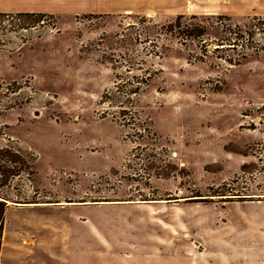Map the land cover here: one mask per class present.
I'll list each match as a JSON object with an SVG mask.
<instances>
[{
  "label": "rangeland",
  "instance_id": "obj_1",
  "mask_svg": "<svg viewBox=\"0 0 264 264\" xmlns=\"http://www.w3.org/2000/svg\"><path fill=\"white\" fill-rule=\"evenodd\" d=\"M1 9L0 264H264V0Z\"/></svg>",
  "mask_w": 264,
  "mask_h": 264
},
{
  "label": "trees",
  "instance_id": "obj_2",
  "mask_svg": "<svg viewBox=\"0 0 264 264\" xmlns=\"http://www.w3.org/2000/svg\"><path fill=\"white\" fill-rule=\"evenodd\" d=\"M237 37H236V40H238V41H242V39H243V36L241 35V36H239V35H236ZM226 41H228V42H230V40H226ZM235 42V41H234ZM219 45H221V46H223L222 44H219ZM227 45H229V46H234L235 45V43L234 44H227ZM224 47V46H223ZM223 47H222V49H223ZM3 153V156L5 155V157L7 158H9L8 160L9 161H11V162H18V160H16L14 157H16V153H13V151H11V150H9V149H3L2 151H1V153H0V155ZM2 156V157H3ZM14 158V159H13ZM18 158V157H17ZM0 172H1V174H3V173H5V171L4 170H2L1 169V167H0ZM11 176L12 175H15L14 173H11L10 174ZM2 183H4V181L2 180ZM6 201L3 199V200H0V251H1V245H2V232H3V225H4V212H5V209H6Z\"/></svg>",
  "mask_w": 264,
  "mask_h": 264
},
{
  "label": "crops",
  "instance_id": "obj_3",
  "mask_svg": "<svg viewBox=\"0 0 264 264\" xmlns=\"http://www.w3.org/2000/svg\"><path fill=\"white\" fill-rule=\"evenodd\" d=\"M5 11H7L6 9H1L0 13H5ZM21 13V12H20Z\"/></svg>",
  "mask_w": 264,
  "mask_h": 264
},
{
  "label": "water",
  "instance_id": "obj_4",
  "mask_svg": "<svg viewBox=\"0 0 264 264\" xmlns=\"http://www.w3.org/2000/svg\"><path fill=\"white\" fill-rule=\"evenodd\" d=\"M17 205V204H16Z\"/></svg>",
  "mask_w": 264,
  "mask_h": 264
}]
</instances>
